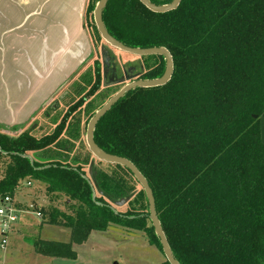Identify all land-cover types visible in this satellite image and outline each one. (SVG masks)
Returning a JSON list of instances; mask_svg holds the SVG:
<instances>
[{
    "label": "trees",
    "instance_id": "16d2710c",
    "mask_svg": "<svg viewBox=\"0 0 264 264\" xmlns=\"http://www.w3.org/2000/svg\"><path fill=\"white\" fill-rule=\"evenodd\" d=\"M92 10L89 3L87 13ZM102 21L127 47L168 50L173 72L163 86L120 98L97 122L96 146L130 161L147 181L178 264H264V0H181L162 14L138 0H108ZM153 57L157 63L142 67L137 79L162 76L165 61ZM101 87L95 62L71 95L63 93L69 108L51 134L0 126V197L13 196L27 182L65 197V210L54 206L46 222L67 228L70 241L35 240L42 256L75 260L72 246L109 225L143 233L162 253L142 188L143 208L136 197L124 212L110 205L134 192L115 169L138 184L126 168L96 161L86 176L81 165L47 159L74 108L87 96L111 97ZM81 90L84 96L74 103ZM101 164L114 171H102Z\"/></svg>",
    "mask_w": 264,
    "mask_h": 264
},
{
    "label": "rangeland",
    "instance_id": "374dc122",
    "mask_svg": "<svg viewBox=\"0 0 264 264\" xmlns=\"http://www.w3.org/2000/svg\"><path fill=\"white\" fill-rule=\"evenodd\" d=\"M98 2L99 0L91 2L93 3V10H95ZM54 5L64 6V2L50 3L48 8H52ZM24 13H26V0L0 1V25L24 24L26 23V20H24L26 18H23ZM92 13L88 15V19L84 15L82 20L84 35L92 45L88 58L67 79L61 91L43 109L38 110L26 124L22 125L25 132L33 130L37 137L53 132L56 124L61 121L69 108V105L65 104L66 101L64 102L61 99L63 93L66 96L71 95L70 89L72 86L79 83L80 77L84 73L88 71L92 73L95 62L99 63L101 68V48L111 54L113 63H116L118 67L120 63L124 66L140 65L143 68L144 66L149 67L155 62L157 63V59L153 56L136 57L120 52L104 43L97 33ZM72 76L75 77L70 81ZM100 81L102 82V74H100ZM106 82L108 83V81ZM122 87L123 84L104 89L105 87L102 85L100 90L103 88L106 90L105 95H111L112 97ZM85 89H88V86ZM81 91L74 95V103H77L79 98L84 96L85 92ZM104 97L87 96L85 103L83 102L81 106L72 110V114L68 116L64 134L61 135L58 144L51 148V156H47V159H62L60 161L64 159L66 161L63 162L71 167L81 165L86 176L89 175V171L93 170L98 160L90 154L86 146L85 132L91 114H95L107 102ZM29 157L35 158L33 154H30ZM97 167L108 174L114 171L112 170L113 167L111 168L105 164ZM115 170L119 177L129 183L134 192L131 197L123 198L127 199L123 205L116 206L115 202L110 205L114 210L124 212L128 208L127 202L136 197L143 208L145 201L143 196L139 195L142 190L141 186L136 184L124 171ZM25 184L23 183V187L19 189L20 191H16L11 198L15 203L25 206L23 210H26V212L18 215V220L20 223L26 221V229H23L21 225L19 226V223H15L14 231L7 233L6 245L4 247L0 246V264H162L166 261L158 248L149 245L143 233L123 229L115 225H109L104 231H92L84 243L75 245V260L49 258L36 254L33 244L35 240L69 242L70 233L67 228L47 223L40 227L41 219H47L54 206L58 207L59 210H65V197L60 194H47L44 186L36 182L32 183L31 186ZM22 196L27 198L24 202L21 200ZM37 212H41V217L37 216ZM66 212L70 213L67 210ZM1 238L0 227V241Z\"/></svg>",
    "mask_w": 264,
    "mask_h": 264
},
{
    "label": "crops",
    "instance_id": "0c3cea01",
    "mask_svg": "<svg viewBox=\"0 0 264 264\" xmlns=\"http://www.w3.org/2000/svg\"><path fill=\"white\" fill-rule=\"evenodd\" d=\"M56 2L64 6L48 8ZM83 7L84 0H26V23L0 25V126L26 124L88 58L92 45L84 35ZM13 202L15 223L26 229V221L18 220L25 206ZM46 223L41 219L40 227Z\"/></svg>",
    "mask_w": 264,
    "mask_h": 264
},
{
    "label": "water",
    "instance_id": "95a60500",
    "mask_svg": "<svg viewBox=\"0 0 264 264\" xmlns=\"http://www.w3.org/2000/svg\"><path fill=\"white\" fill-rule=\"evenodd\" d=\"M108 0H99L94 13H93V20L94 24L96 27V30L101 37V39L106 43L108 46L123 52L127 53L136 57H145V56H161L163 57L165 61V68L164 72L161 77L156 78V79H136L128 82L125 84L119 91H117L112 97H110L107 102L102 105L101 108L97 110V112L91 117L89 120L87 127H86V132H85V143L86 146L90 152V154L98 161L107 163V164H112V165H119L121 167L126 168L135 178V180L138 182V184L141 186L145 193V197L147 200L148 204V217L151 222V225L154 229L155 235L159 239V243L162 249V254L165 258V260L169 264H178V262L174 259L172 252L170 250V247L168 245V242L166 240V237L162 231L160 222L158 221L157 215H156V210H155V204H154V198L152 191L147 183V181L142 177L140 172L136 169V167L127 159L121 158L118 156H113L104 153L101 151L95 144L93 140V131L95 129V126L97 122L100 120L101 117H103L109 110L110 108L120 99L122 98L125 94H127L129 91L134 90L136 88H152V87H159L165 85L171 78L172 72H173V62H172V57L168 50H166L163 47H154V48H148V49H140V48H130L122 43L118 42L114 38H112L108 32L106 31L103 21H102V12L103 9L106 6ZM146 9L153 13H166L172 10H175L177 6L179 5L181 0H172L169 4L165 5H155L151 3L149 0H138ZM101 63L102 65H106L107 60H108V51L104 50L101 48ZM142 69V67H141ZM138 76V75H137ZM131 80V78L127 79H122L120 81H113L110 83L106 82L105 76L103 77L102 80V85L103 87H111L116 84H121L124 82H127ZM261 136L262 139H264V131L263 127H261ZM90 173V171H89ZM127 199H121L117 202H115L116 206H121L123 203H125Z\"/></svg>",
    "mask_w": 264,
    "mask_h": 264
},
{
    "label": "flooded vegetation",
    "instance_id": "af4514ba",
    "mask_svg": "<svg viewBox=\"0 0 264 264\" xmlns=\"http://www.w3.org/2000/svg\"><path fill=\"white\" fill-rule=\"evenodd\" d=\"M91 2H93V0H84L83 16L89 15L92 12L94 13V10L91 11L90 13H87L88 4ZM115 64L113 63V57L111 56V54L108 53V60H107L106 65L103 66L101 63L100 74H102V80L104 76L106 78V81H108V83L113 82V81H120L122 79L131 78V80L121 83L124 86L128 82L132 80H136L138 77L137 75H139L142 70L140 65L124 66L120 63L118 67L117 64L116 65ZM138 66H139V69H138ZM121 84H116V85H121ZM101 86H102V82H101Z\"/></svg>",
    "mask_w": 264,
    "mask_h": 264
},
{
    "label": "built area",
    "instance_id": "2783aa9c",
    "mask_svg": "<svg viewBox=\"0 0 264 264\" xmlns=\"http://www.w3.org/2000/svg\"><path fill=\"white\" fill-rule=\"evenodd\" d=\"M25 185L31 186V182ZM40 217V212L36 213ZM17 221V210L15 208L13 199L10 196H3L0 198V227H1V241L0 246L6 245V235L10 231L11 226Z\"/></svg>",
    "mask_w": 264,
    "mask_h": 264
}]
</instances>
